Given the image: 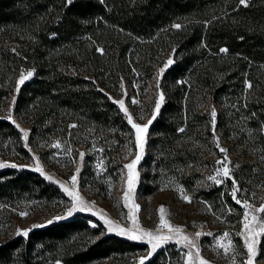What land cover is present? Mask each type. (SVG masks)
<instances>
[{"label": "trees", "instance_id": "obj_1", "mask_svg": "<svg viewBox=\"0 0 264 264\" xmlns=\"http://www.w3.org/2000/svg\"><path fill=\"white\" fill-rule=\"evenodd\" d=\"M246 2L0 0V106L14 98L12 114L29 129L25 142L14 121L0 116V157L29 161L28 146L54 138L102 146L112 156L132 138L114 98L125 83L145 87L170 57L159 80L164 100L140 163L142 194L156 191L168 176L193 187L213 129L234 150L255 152L254 160L242 159L236 177L247 170L264 174V0ZM23 69L33 75L15 93ZM114 157L111 170L119 164ZM60 198L66 200L59 187L36 171L0 169V226L12 209ZM102 228L95 217L77 213L27 236L0 232V264H90L146 248L116 234L98 237ZM165 256L159 250L144 264H166Z\"/></svg>", "mask_w": 264, "mask_h": 264}, {"label": "rangeland", "instance_id": "obj_2", "mask_svg": "<svg viewBox=\"0 0 264 264\" xmlns=\"http://www.w3.org/2000/svg\"><path fill=\"white\" fill-rule=\"evenodd\" d=\"M169 59L171 58H165L155 67L154 73L145 87H141V89L135 87V89H132L128 83H125L122 95L114 98V101H124L125 107L134 123L143 126L148 124L150 120H153L156 101L159 99L160 93H162L159 88V80L162 73L159 70L165 67ZM28 72H32V70L23 69L17 75L14 87L15 93L18 89V81L21 74L26 75ZM13 99L7 105L0 106V116L8 118L10 115L11 119L22 132L23 137V133L29 132V129L28 126L20 122L12 114ZM133 101L136 102L134 103ZM125 118L128 121L126 116ZM148 131L149 127L146 133V143L142 158L136 166L138 179L130 201V203L139 205V211L136 213L139 227L144 230L155 231L160 217L158 209L160 206H163L165 208V218L172 225L181 227L183 229L182 234L187 235L195 241L201 257L207 264H245L248 259V252L242 237L238 235L243 227L241 221L244 209L241 205L236 204L231 196L233 188L232 179H226L221 175L218 178L223 183L216 184L214 181L209 180L208 176L216 175V169L221 167L220 164H217V161L224 160L225 155H227V162H230L228 166L231 170V176L237 181V185L241 189L237 194V198L241 201L247 199L254 207H259L261 204H264V174H258L254 170L248 173L247 170L241 174V179L240 175L238 178L235 174L237 168L242 164V159L254 160L250 156V154L255 153L254 150L249 151L244 146H239L236 148L237 150H234L230 142L231 140L220 139L219 133L213 129L212 145L206 149L208 152L204 155L205 161L200 165L198 179L193 187H186L173 179V176H168L164 178L160 188L156 191L150 194H142L138 189L141 171L140 163L146 154ZM131 136L132 138L127 144H124L112 154L119 161V164L117 162V168H112L113 170L109 169V160L112 156H106L102 146H86L83 144L65 145L57 138H52L53 140L49 144L38 143L36 149L28 146L31 150V160L29 161L16 162L10 157H0V162L2 163L8 165L15 164L17 165L16 168L33 171H35L34 169L38 160L45 175H41L40 172L38 173L43 178L51 176V180L45 179L57 185L66 196V200L60 198V200H55L47 205H44L45 202L42 203V201L38 200L36 202H29L16 212L12 209L14 214L6 221L5 225L0 226V232L3 233L4 231L6 235H18L17 230H28L29 232L33 228L45 226L51 220L59 221L68 219L77 213H83L95 217L102 224L103 228L98 237L109 233L118 235L116 232L107 231V226L99 218V215H92L91 212L77 211L68 216V211L72 206V199L63 191L60 184L64 183L69 190H73L74 186L71 181L73 175L77 176L75 191L78 192L84 201L93 204L94 210L97 213L102 212L107 219L119 224L120 227L125 229L132 228V221L128 218L129 208L124 206L122 199L124 190L127 187L128 173V170L124 166L131 163L139 151L136 145L135 129L132 126ZM27 140L28 137L26 140L24 139L25 142ZM217 141L220 147H217ZM57 143H59L60 147H53ZM220 148L227 149V153L221 152ZM68 149H71L70 153ZM81 153L84 154L83 159H81ZM241 153L244 155H241ZM33 157H36V159L34 160ZM77 169H79V172H77ZM252 169L258 168L253 167ZM208 191L215 192H210L209 197L204 198L205 193ZM182 195H187L191 202H185L182 199ZM22 212L27 213V215L22 217L20 215ZM257 215L261 214L257 213ZM57 217L63 218L56 219ZM89 224L92 226L96 223L89 221ZM162 231L167 233V229H163ZM197 232L201 233L199 237L196 236ZM225 232L229 233V237L220 241V237ZM118 236L129 239L127 236ZM229 239L232 242L233 250L225 255L223 249L217 248V243L222 242L227 244ZM129 240L145 243L146 248L135 253H125L124 255L95 260L90 264H140L141 258L147 256L150 251V245L146 242V239ZM159 250H164L166 264H185V261L188 259L185 254L190 249L172 240L157 248L151 257ZM191 251L193 252L192 264H199L195 258L196 250L191 249ZM256 251L257 256L253 264H264V235L258 237Z\"/></svg>", "mask_w": 264, "mask_h": 264}, {"label": "snow or ice", "instance_id": "obj_3", "mask_svg": "<svg viewBox=\"0 0 264 264\" xmlns=\"http://www.w3.org/2000/svg\"><path fill=\"white\" fill-rule=\"evenodd\" d=\"M103 2V0H101ZM68 3L71 4L72 0H68ZM241 5L247 6L246 0H240ZM175 28H180L181 25L176 24L173 25ZM98 51L102 52V49H97ZM221 53L227 52L226 48H221L220 49ZM173 61L169 59L167 63L165 64L164 68H161L159 70L160 73H163L165 69L171 65ZM33 75L32 72H28L26 75L21 74L20 79L18 81V89L19 85L23 84L27 79H29ZM247 87L251 88L252 85L250 83H247ZM17 89V90H18ZM164 100L163 93H160L159 99L156 101V110L153 114V119H155V114L156 112L159 111L162 103ZM134 103L136 101H133ZM114 103H117L120 107V110L124 112L125 116L128 118V123L132 126L133 129H135V135H136V145L139 151L136 154V157L134 160L131 161V163L126 164L124 167L128 170L127 173V187L124 190L123 194V201H124V206L129 208V214L128 218L132 221V228L125 229L123 227H120L119 224L115 223L114 221L107 219L105 214L97 213L94 210V205L90 204L82 197L79 196L78 192L75 191V185L77 182V176L73 175L71 177V181L73 184V190H69V188L64 184L61 183L60 187L63 189V191L72 199V206L68 211V216H71L74 212L80 211V212H91L92 215H99V218L103 220L104 224L107 226V231L108 232H116L118 235L122 236H127L129 239L132 240H145L146 242L150 245V251L148 252L147 256L142 257L140 260V264H144V261L151 257V255L156 251L157 248H159L161 245L168 243L169 241L175 240V242L179 245H183L186 248H189L190 250L185 254L187 256V260L185 261V264H192V257H193V252L191 249H195V258L199 262V264H207V262L201 257L199 248H197L196 243L194 240H192L190 237L187 235H183V229L179 226H174L172 225L166 218H165V208L163 206H160L158 209L160 213L159 217V224L157 225V229L155 231H148L144 230L139 227L138 225V220L136 217V213L139 211V205H136L134 203H130L134 191H135V184L138 179V172L136 171V166L139 163V161L142 158L144 146L146 143V133L149 125H151L152 120L148 122V124L145 125H139L134 123L131 115L128 113V110L125 107V103L123 100L120 101H114ZM211 116L213 118V127H215V117H216V112L215 109L212 110ZM11 120V116L9 115L8 117ZM70 127H76V125H71ZM180 131H183V129H180ZM23 137L26 140L28 137V132L23 133ZM53 147L59 148L60 145L59 143L53 145ZM217 147L219 146V143L217 141ZM69 153L71 152V149H68ZM221 152H224L225 154L227 153V149L220 148ZM83 153L80 154L81 159H83ZM35 160L36 157H33ZM228 157L225 155L224 160H218L217 164H220L221 167L216 169V175L208 176L209 180L214 181L216 184H221L223 181L219 179L221 175L226 178V179H232V192L231 196L233 200L235 201L236 204L241 205L244 209L243 212V219L241 221L243 227L241 231L238 233L244 241V245L247 248L248 252V259L245 262V264H253V261L255 257L257 256V251H256V245L258 244V237L264 235V204H261L259 207H254L247 199L241 201L240 199L237 198L238 192L241 190L238 185L237 181L231 176V170L228 166ZM17 167L15 164H5L0 162V168L3 167ZM37 172H40L41 175H45L43 169L41 168L39 161L37 160L36 167L34 169ZM77 172H79V169H77ZM46 179L51 180V176H45ZM182 199L185 202H191L189 197L187 195H182ZM257 213L261 215H257ZM20 215L23 217L27 215V213H20ZM63 217H57L56 219H61ZM51 223V221H49ZM95 227V225H92ZM167 229V233H164L162 230ZM17 234H22L24 236L28 235V230H17ZM210 234V233H209ZM201 233L197 232L196 236L199 237ZM229 237V233L225 232L223 235L220 237V241H223L224 239H227ZM217 248L223 249V252L225 255H227L230 251L233 250V245L231 240L229 239V242L227 244H224L222 242L217 243ZM59 264V262H58Z\"/></svg>", "mask_w": 264, "mask_h": 264}, {"label": "water", "instance_id": "obj_4", "mask_svg": "<svg viewBox=\"0 0 264 264\" xmlns=\"http://www.w3.org/2000/svg\"><path fill=\"white\" fill-rule=\"evenodd\" d=\"M55 222V220H51V223Z\"/></svg>", "mask_w": 264, "mask_h": 264}]
</instances>
